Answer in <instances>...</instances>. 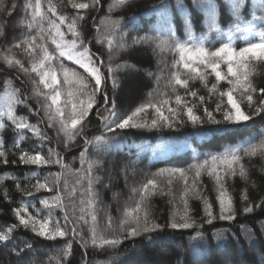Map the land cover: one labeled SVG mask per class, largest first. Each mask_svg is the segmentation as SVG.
<instances>
[{
  "label": "snow or ice",
  "instance_id": "obj_1",
  "mask_svg": "<svg viewBox=\"0 0 264 264\" xmlns=\"http://www.w3.org/2000/svg\"><path fill=\"white\" fill-rule=\"evenodd\" d=\"M191 2L193 7L204 12L207 21L208 32L199 39L193 34L194 21L182 0H176V7L184 12L183 37L167 17L170 7L168 0H160L158 5L151 6V11L160 10L159 27L148 30L156 35L133 37L131 44L151 45L154 53L157 50L171 52L176 58L171 64L165 91H157L161 80V76H157L156 87L147 94L148 102L138 105L130 114L121 118L122 113L115 99L110 101L104 84L111 82L115 90L118 87L117 72L135 67L127 63H112L116 53L128 48L129 44L125 35L119 32L121 20L112 19L111 13L128 6L130 0H111L109 15L101 19L105 31L95 39L101 46L106 43L107 61L91 51L90 41L85 42L81 30L82 22L86 20L83 10L101 5L102 0H66V4L75 10L72 16L60 10L64 7L65 0H23L22 4L21 0H0V39L6 40L9 18L18 10L22 13L18 21L22 39L6 48L0 46V63L9 70L16 69L33 77L31 96L37 103L33 110L28 104L29 97L21 99V89L13 87L11 80H5L8 91L6 103L0 107V129L7 127L5 119L14 126L15 139L12 147L19 151V164L35 166L37 169L53 166L60 169L58 172L49 171L43 180L36 178V182L29 186L31 190L21 188L19 181L16 183V189L23 193V197L32 198L41 192L52 193L39 200L40 207L35 209V215L28 211L32 201L22 198L20 206L12 209L18 223L0 230V248L12 245L9 253L16 258L17 264H34L32 257L39 253L34 247L35 243L61 239H66L67 242L59 250L57 264H61V261L67 264L74 242L85 249L91 247L100 251L118 252L125 242L137 239L142 241L139 250L135 245L127 249L121 264H148L146 260L135 257L143 254L145 246L160 243L162 234L169 230H194V234L186 239L189 242L198 240L203 243L202 248L192 246L191 264H250L247 260H236L222 244L214 247L208 245L205 226H212L217 221L231 223L237 218V209L227 181L236 176L246 184L250 180L248 168L243 161L246 157L264 158V129L250 133L235 144L223 145L222 151L194 154L193 162L186 168H159L146 174L144 180L135 186L128 184L129 175L136 174L132 167L135 161L130 160L120 167L119 173L132 195L122 208H118V221L107 213L103 227L98 221L100 199L96 185L101 182L102 177L97 173L104 170L105 161L90 158V148L99 151L115 148L120 151L119 145L128 139L125 135L127 131H179L186 125L201 128L210 125L212 127L207 129L208 132L226 138L247 130L256 118L264 115V87H259L253 81L256 66L264 64V31L253 32V21L242 16L241 10L247 7L245 0H227L225 7L231 10L228 18L231 28L227 33L228 42H218V47H208L204 43L206 39H211L209 33L221 34L217 0ZM256 8L262 14L255 16L253 20L260 21V27L264 28V0H258ZM124 21L132 23L131 30H136L133 17H125ZM242 32L258 39L237 48L232 41L237 38L236 34ZM69 35L71 39L68 38ZM238 38L245 41V35ZM17 51L27 58L28 66L17 57ZM65 59L83 68L89 74L88 78L66 66ZM209 77H214L210 86ZM194 80L201 82L206 95H200L191 88ZM224 82L228 85L226 88L223 87ZM100 98L103 100L102 104L99 103ZM20 105L27 107L30 113L38 117L35 124L30 123L26 116L17 115L16 108ZM94 110L99 118L100 134L89 138L85 133ZM41 125L54 131L58 143L62 138L65 152L78 138L83 137L82 150L78 157H73V160H79V168H74L71 162L66 163L64 154L56 148L49 147L44 152L45 145L52 137ZM25 131L30 132L36 141L31 145L30 151L20 147V142L28 139L23 134ZM258 135L261 138L256 141ZM200 156L204 158L200 159ZM7 157L8 152L0 140V163L8 164ZM12 163L16 164L17 161L13 160ZM205 175L213 181L218 212L215 211L213 202L204 194L202 177ZM6 176L7 173L0 175V184ZM69 176L75 177L72 183ZM35 177H38L37 172H32L26 178ZM177 181L182 182L178 200L172 187ZM105 187H110V184ZM157 195L169 196V203L172 205L168 219L163 224L158 222L151 208V200ZM117 197L118 193H113V198ZM4 198H9L7 189L4 190ZM193 199L199 200L203 207V214L199 219L192 214L190 200ZM241 202V214H250L257 208H264V198L258 203H250L246 192L241 193ZM57 210L62 215H57ZM258 224V233L246 225L239 226L241 236L249 242V251L254 256L259 255V259L251 264H264V220L258 221ZM85 227L87 235L84 233ZM20 228L31 232L39 240L29 243L15 236L16 230ZM228 232L230 229L215 228L212 237L220 239ZM241 236L232 233L237 252L242 248ZM166 242L175 244L176 247L183 246V238L177 241L175 236L167 237ZM21 244L24 246L21 247ZM160 255L166 257L171 253L162 248ZM185 259L180 256L175 264H185ZM83 264H88L87 260ZM97 264L108 262L98 261ZM160 264H167V261Z\"/></svg>",
  "mask_w": 264,
  "mask_h": 264
},
{
  "label": "trees",
  "instance_id": "obj_2",
  "mask_svg": "<svg viewBox=\"0 0 264 264\" xmlns=\"http://www.w3.org/2000/svg\"><path fill=\"white\" fill-rule=\"evenodd\" d=\"M169 9L167 17L172 21L173 26L178 30V34L182 37L184 35L183 20L184 12L176 7V0H168ZM182 2L189 9V13L194 21L193 34L197 39L208 32L206 26V17L203 11L192 6L191 0H182ZM258 0H245L247 7L241 10L242 16L247 20L253 21V32L264 31V28L260 27V21H254L255 16L261 15V11L256 8ZM111 0H102V4L94 8L83 10V14L86 20L82 22L81 30L85 37V42L89 43L91 51L101 56L105 61L108 59L107 45L106 43L101 46L96 43V37L105 31V25L101 24V19L109 15L108 6ZM160 0H130L128 6L114 10L111 13L112 19H120L122 27L119 32L125 35V38L129 44L128 48L121 49L116 53L112 63L115 64H130L135 65L134 68H125L117 72L118 87L114 90L111 82L104 84V90L107 92L109 99H115L118 109L121 111V118H124L131 113L138 105L146 103L149 100L148 92L152 91L156 87V77L161 76L159 82L158 92L165 91V84L171 71V64L176 58L171 52H161L157 50L153 52L151 45H132L131 41L133 37L142 36L145 34L156 35L154 32H149L151 28H158L160 24V10L151 11L152 5H158ZM227 0H217V17L218 21L221 22V34L216 35L215 33H209L211 39L204 41L205 46H219L218 42H228V35L231 25L228 23V18L231 14L230 8H226L225 5ZM125 17H133V22L136 25V30H131L132 23H125ZM9 18V24L10 20ZM99 29V31H97ZM240 35H245V41L239 40ZM12 34L7 29V37L0 39V46L5 47L7 42L10 40ZM237 38L233 39V46L239 48L244 46L246 42H255L258 38L245 33L236 34ZM226 70V69H225ZM153 75L149 76L148 74ZM106 74V70H105ZM33 77L26 76L24 73L19 72L16 69L9 70L6 65L0 63V107L6 103V92L8 91L7 86L4 84L5 80H11L12 86L21 89V99L24 96H28V104L34 110L37 106L36 99L32 98V84L31 79ZM253 81L259 87H264V64H258L256 71L253 76ZM214 82V77H209V86ZM130 83V85H129ZM191 88L197 90L200 95H206V90L199 80L191 82ZM227 83H223V87H227ZM182 91V90H181ZM259 98V97H258ZM99 103L102 104V98L99 99ZM17 115L26 116L30 123L35 124L38 117L34 113H30L28 108L20 105L16 108ZM151 116V112H149ZM219 118V117H218ZM7 125L5 129H0V140L3 141L4 149L8 152V164L0 163V175H5V180L0 184V230L6 228L11 224L18 223L15 215L12 212L13 208L20 206L22 198L25 200L30 199L32 201L28 211L33 215L36 214L35 209L40 207L39 200L43 196L51 195L52 193L41 192L37 193L35 197L27 198L23 197V193L16 189V183L19 181L21 188L31 190L29 186L36 182V178L41 180L44 179L45 175L51 172L60 171L58 166L46 167L44 169H37L35 166H24L19 164L18 157L19 151L12 147L15 139L14 126L11 122L5 119ZM45 128L48 135L52 139L45 145L44 152H47L49 147L56 148L58 151L64 154L65 162H71L74 168H79V160H73V157H78L79 152L82 150L83 137L77 139V141L71 146V148L65 152L63 147L62 138L57 142L55 133L51 129H47L46 125H41ZM212 126L205 125L204 127H193L186 125L185 127L176 130H164V131H148V130H131L127 131L125 135L128 137L122 144L119 145L120 151H116L115 148H111L107 151H99L95 148H90V158H100L105 161L104 170L99 171L97 174L102 177L100 183L96 185V190L99 193L100 203L97 209L98 221L101 227L105 222V214H110L113 218L118 221L119 213L118 208L124 206L125 201H128L132 195L130 189L125 187V181L119 174L120 167L128 163L130 160L135 161L132 167L135 168V175H129L128 184L135 186L142 182L146 174L155 172L159 168L164 167H184L186 168L190 163L193 162V155L208 152H219L223 150V145L235 144L238 140L247 137L250 133H257L264 129V115L256 118L247 130L236 133L231 137L221 138L208 132L207 129ZM28 139L20 142V147L24 150H31V145L36 142L35 138L32 137L31 133L25 131L23 133ZM100 134L99 130V118L95 114V110L91 114L90 123L86 129L85 135L91 138L94 135ZM208 137L207 139L205 137ZM261 137L258 135L256 141ZM254 141V142H256ZM139 146V147H137ZM137 152L139 157L137 158ZM200 156V159H203ZM16 160L17 163L13 164L12 161ZM248 168L250 180L245 183L239 176H236L227 181V186L233 197L235 208L237 209V218L234 222H222L217 221L212 226H205V231L208 234L207 243L210 246L222 244L225 249L234 256L236 260H247L250 262L259 259V255L255 256L249 251V242L241 236L240 225H246L253 229L254 232L260 231L258 221L264 220V208H257L253 213L241 214L242 208L241 193L246 192L249 197L250 203H258L261 198H264V158L255 156L252 158H245L243 161ZM116 172L117 176L120 175L116 183H111L109 188H106L104 178L108 173V170ZM32 172H37L38 177H30ZM70 183H72L75 177H68ZM203 186L205 189L204 194L214 204L216 212L219 211L218 205L215 204L216 193L214 191L213 181L206 175L202 177ZM253 183L255 186H253ZM173 193L176 199H179V193L182 191V182H174ZM7 189L9 198H4V190ZM113 193H118L117 201H111ZM112 194V196H111ZM169 196H154L151 200V208L153 215L158 219V222L165 223L168 219L169 212L171 211L172 205L169 203ZM192 208V214L195 218L203 214V207L199 200H190ZM43 215V214H42ZM57 215L62 213L57 210ZM223 228L230 229V232L226 233L224 237L216 239L212 237L213 229ZM84 233L87 235V227L84 228ZM232 233L236 236H241L242 248L239 252L236 251V245L232 240ZM194 230L181 231H167L162 234L160 243L154 246H145L143 254L135 259L146 260L148 264L157 263V261H167V264H175L176 260L180 256H184L185 264H191L192 260V246L203 247V243L200 241L189 242L186 238L189 235H193ZM15 236L31 243L39 238L34 237V234L24 230L23 228L17 229ZM175 236L177 241L183 238V246L176 247L175 244L167 243V237ZM67 242L66 239H61L55 242L52 241H39L34 244V247L39 250L38 255L32 257L34 264H57L59 257V250ZM142 241L137 239L132 242H125L118 252L100 251L91 247L85 249L80 246L79 243H73L72 254L69 257L67 264H83L84 260H87L88 264H97V262H108V264H121L124 260L127 249H131L133 245L139 250V246ZM24 245L21 244V247ZM12 245H8L7 248H0V264H17L16 258L9 253V248ZM162 248L168 249L171 253L170 256L162 257L160 250ZM31 255V254H29ZM61 264H64L61 261ZM158 264V263H157Z\"/></svg>",
  "mask_w": 264,
  "mask_h": 264
},
{
  "label": "rangeland",
  "instance_id": "obj_3",
  "mask_svg": "<svg viewBox=\"0 0 264 264\" xmlns=\"http://www.w3.org/2000/svg\"><path fill=\"white\" fill-rule=\"evenodd\" d=\"M54 2H58V0H54ZM23 3V0H21V4ZM64 14H66V15H69V16H72V15H74L75 14V10H72L71 8H70V6H68L67 4H66V0H65V5H64V7H62L61 9H60ZM21 15H22V13H21V11L20 10H18L16 13H14L13 15H12V19L10 20V24H9V26H8V28L7 29H9L10 30V33L12 34V36H11V38H10V40L7 42V44L5 45V48L8 46V45H10L11 43H15L16 42V40H18V39H22V36H21V29H20V27L18 26V21H19V19L21 18ZM68 38L69 39H71V36L69 35L68 36ZM17 57L18 58H20V59H22V60H24L25 61V66H28L27 65V58L23 55V53H21V52H19V51H17ZM64 63L66 64V66H68V67H70V68H74L77 72H79L81 75H83V76H85L86 78H88V76H89V74L83 69V68H81L79 65H76V64H74L72 61H68V60H64ZM34 75V74H33ZM92 83H94V81H91ZM129 85H130V83H129ZM120 174V173H119ZM118 174V176H117V174H116V172H114L113 170H108V173L106 174V177L104 178V185H109L110 184V186H111V183H116V181H117V179H118V177L120 176ZM110 176H111V179H110ZM107 188H109V187H107ZM111 196H112V194H111ZM111 201H113V202H116L117 201V199H114V198H112V200ZM157 263L159 264V261H157ZM157 263H154V264H157ZM151 264H153V263H151Z\"/></svg>",
  "mask_w": 264,
  "mask_h": 264
}]
</instances>
